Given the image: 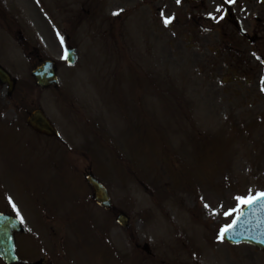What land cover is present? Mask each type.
<instances>
[{
  "label": "rangeland",
  "instance_id": "obj_1",
  "mask_svg": "<svg viewBox=\"0 0 264 264\" xmlns=\"http://www.w3.org/2000/svg\"><path fill=\"white\" fill-rule=\"evenodd\" d=\"M21 2L19 9L9 0L7 5L0 4V63L15 78L12 94L5 95L6 87L0 84V211L12 207L11 197L24 224H31L38 214L33 200L40 199L55 214L57 206L52 202L64 200L70 187H84L89 172L107 184L115 216L120 212L129 216L127 228L115 222L109 230L121 264H142V258L147 264L163 260L172 264H264V256L248 246L231 248L217 239L219 229L238 214L224 215L236 207L235 197L264 191V71L248 47L234 58L230 50L216 60L208 55L202 59L207 60L209 73H196L185 54L177 61L165 59L168 55L162 50L170 40L167 31L163 29L162 45L158 44L139 0ZM118 9L123 11L114 16ZM107 18L117 19L119 47H128L127 60L116 54L113 34L111 40L102 34L94 40L86 32L90 23H100L108 30ZM79 21L85 32L79 27L68 36L66 29ZM7 23L16 29L18 24L25 26L27 42L22 32L13 33L21 43L13 42ZM70 44L80 49V62L73 68L63 58ZM153 51L164 58L160 94L156 90L159 64ZM141 56H147L149 71L137 64ZM44 59L56 62L62 81L68 78L67 87L65 81L58 89L34 86L31 71ZM187 66L189 76L185 77L182 69ZM198 77L207 81L197 84ZM179 98L195 99L192 127L183 118L187 111L175 117L171 113L173 101ZM156 100L164 103L163 127ZM35 108L61 126V141L67 144V138L69 154L55 140L34 134L22 121ZM79 117L93 122L78 132ZM120 120L131 126L142 121L147 137L141 135L140 126L130 129ZM179 128L184 132L177 133ZM84 204L73 202V213L66 212L59 224V234L66 231L67 264H112L107 255L106 260L95 255L96 249L109 251L107 241L100 240L107 235L99 228L103 215L88 205L90 222L97 221L92 231L89 217L83 211L75 212ZM143 247V254H155V258L146 260L139 253ZM26 253L31 255V249L26 247ZM129 254L137 262H130Z\"/></svg>",
  "mask_w": 264,
  "mask_h": 264
},
{
  "label": "flooded vegetation",
  "instance_id": "obj_2",
  "mask_svg": "<svg viewBox=\"0 0 264 264\" xmlns=\"http://www.w3.org/2000/svg\"><path fill=\"white\" fill-rule=\"evenodd\" d=\"M0 4L7 5L8 0H0ZM140 5L144 18L149 17L158 25L163 23L161 12L174 17L171 22L172 32L173 37L177 38L178 48L191 49L197 57L207 58L209 54L219 57L227 50H230L235 57L245 52V46L256 59L264 56V6L261 0H236L234 4H228L226 0H181L179 4L176 0H140ZM218 6L222 9L220 12L216 10ZM186 53L189 54V52ZM31 131L34 134L45 136L33 129ZM66 191L64 200L52 202L57 206L55 214L47 210L40 199L33 200L32 205L38 214L34 215L36 218L31 224L26 223V226L14 234L17 259L11 264H67V254L64 252L66 231L60 235L58 229L61 217L64 214L67 215L68 211L72 212L73 202L87 204H84L83 209L77 208L75 212L78 215L83 211L89 217L87 221L90 229H93L91 227L97 221L90 222L92 212L89 211L88 205L103 215L100 218L103 221H99V228L101 227L103 232L110 229L115 217L113 207L108 210L100 207L94 200V190L89 184H85L84 187L80 185L70 187ZM85 192L88 195L84 194ZM75 198L79 201H74ZM2 209L3 213L17 216L12 207ZM81 219L84 220L83 217ZM64 227L66 228V224ZM49 242L50 247H48ZM111 243L112 240L108 239V252L106 249L103 251L96 249L95 255L98 260L100 257L106 260L107 255L109 263H115V248ZM26 247L31 249V255L24 254ZM32 251L35 252L34 255ZM143 251L145 247L142 248L140 254ZM129 257L131 259L133 255ZM166 262L163 260L161 264ZM0 263L4 264L1 260Z\"/></svg>",
  "mask_w": 264,
  "mask_h": 264
},
{
  "label": "water",
  "instance_id": "obj_3",
  "mask_svg": "<svg viewBox=\"0 0 264 264\" xmlns=\"http://www.w3.org/2000/svg\"><path fill=\"white\" fill-rule=\"evenodd\" d=\"M70 57V56H69ZM71 58V57H70ZM72 59V58H71ZM70 60V59H69ZM33 74L36 76L37 82L41 85L48 84L50 82H55V76L53 72V64L51 62H45L42 66L37 68ZM0 80L2 82H9L12 84V81L9 79L8 74L0 68ZM10 89V87H9ZM40 112H33V114L28 119L29 122H37V123H44L46 122L44 117H42ZM45 131L50 132V127L47 125ZM94 189L96 190V200L102 204L103 206H108L109 200L105 189L94 179L91 177L88 178ZM258 205V207L256 206ZM261 205V206H260ZM260 206V207H259ZM257 207V208H256ZM258 211L264 212V199L260 200L259 202L247 205L246 208L242 211V213L236 217L237 223L234 225L232 229L241 228V227H251L252 224H246L245 220L256 219L257 218H264V213L257 214ZM255 212V213H254ZM117 220L122 223L126 224L127 218L124 215L118 216ZM263 225V224H262ZM264 228V225L262 226ZM18 229V223L15 219L0 214V257L7 263L11 262L14 259V243H13V230ZM247 229L244 231L242 239L248 240L253 242L259 246L264 247V241L259 240V236L264 234V231H253ZM251 233V235H249ZM236 233L233 230H230L228 233L225 234L227 238H234L233 235ZM246 234V235H245Z\"/></svg>",
  "mask_w": 264,
  "mask_h": 264
},
{
  "label": "snow or ice",
  "instance_id": "obj_4",
  "mask_svg": "<svg viewBox=\"0 0 264 264\" xmlns=\"http://www.w3.org/2000/svg\"><path fill=\"white\" fill-rule=\"evenodd\" d=\"M176 2L179 4L181 2V0H176ZM226 2L228 4H234L236 2V0H226ZM217 12H220L222 9L220 6L217 7ZM123 11V9H118L116 12H113V15H119L121 12ZM163 12H161V16H163ZM211 15V13L209 14ZM172 19H174V17H164V24L168 25L172 22ZM221 19H223V17H221ZM59 35V34H58ZM61 39V43H63V37L60 38ZM64 59H67V56L63 57ZM259 59V57H257ZM264 199V191H257L255 192V194H253L251 191H249L247 196H242V195H237L235 197V200L238 202L235 208H231L229 209L227 212L224 213L225 216H231L233 213H240L241 212V207L243 205H252L255 204L257 202H259L260 200ZM8 202L11 204L12 208L15 210L16 215L20 218L21 221H23V217L20 215L19 213V209L17 208V205L12 201L11 197H8ZM205 207H209V205H205ZM237 223V219H233L231 224H225L223 225L220 229H219V234L217 236V239L219 240H223L225 234L231 230L234 225Z\"/></svg>",
  "mask_w": 264,
  "mask_h": 264
}]
</instances>
